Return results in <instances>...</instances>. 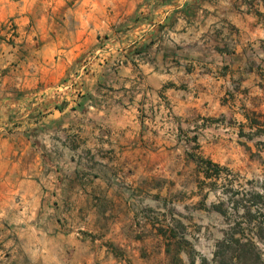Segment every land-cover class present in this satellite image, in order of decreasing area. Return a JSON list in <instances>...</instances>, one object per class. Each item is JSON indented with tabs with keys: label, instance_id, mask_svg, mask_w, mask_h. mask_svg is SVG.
Here are the masks:
<instances>
[{
	"label": "crops",
	"instance_id": "obj_1",
	"mask_svg": "<svg viewBox=\"0 0 264 264\" xmlns=\"http://www.w3.org/2000/svg\"><path fill=\"white\" fill-rule=\"evenodd\" d=\"M255 114L264 0H0V264H126L134 204Z\"/></svg>",
	"mask_w": 264,
	"mask_h": 264
},
{
	"label": "rangeland",
	"instance_id": "obj_2",
	"mask_svg": "<svg viewBox=\"0 0 264 264\" xmlns=\"http://www.w3.org/2000/svg\"><path fill=\"white\" fill-rule=\"evenodd\" d=\"M253 116L263 127L238 141L234 162L219 163L218 177L205 175L200 159L209 157L192 155L196 166L176 171L166 200L136 202L138 227L128 236L135 241L114 245V253L126 264H264V240L256 238L257 224H264V198L247 211L252 192L264 195V114ZM232 234L252 237L261 258L231 259L237 245L223 250L219 241Z\"/></svg>",
	"mask_w": 264,
	"mask_h": 264
},
{
	"label": "trees",
	"instance_id": "obj_3",
	"mask_svg": "<svg viewBox=\"0 0 264 264\" xmlns=\"http://www.w3.org/2000/svg\"><path fill=\"white\" fill-rule=\"evenodd\" d=\"M200 161L203 166L202 168L205 172L206 177L211 178L213 176H216V177L219 176V172H218L220 169L219 163L213 161L211 158H204V157H201ZM262 186L264 188V180H263ZM263 198H264L263 193L252 192L251 197L249 199L250 204L247 208L248 209L247 211L250 212L252 206L256 204L257 199H263ZM256 238L260 240H264V224L263 223L259 222L257 224ZM234 243L237 245V247L235 249V252L230 256L231 259H235L240 262V261H245V260L252 259V258H254V260L256 261V259L261 258V255L257 249L256 242L253 240L252 237H249L246 240H242L241 237H234V235L232 234L230 238L226 237L223 240L219 241V247L224 250L227 247H230L231 244H234ZM221 260H225L224 255L223 257H221Z\"/></svg>",
	"mask_w": 264,
	"mask_h": 264
},
{
	"label": "built area",
	"instance_id": "obj_4",
	"mask_svg": "<svg viewBox=\"0 0 264 264\" xmlns=\"http://www.w3.org/2000/svg\"><path fill=\"white\" fill-rule=\"evenodd\" d=\"M6 27L8 28V30H9V32L11 34H15L16 33V26H15L14 22L8 21L6 23Z\"/></svg>",
	"mask_w": 264,
	"mask_h": 264
}]
</instances>
